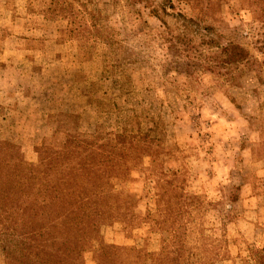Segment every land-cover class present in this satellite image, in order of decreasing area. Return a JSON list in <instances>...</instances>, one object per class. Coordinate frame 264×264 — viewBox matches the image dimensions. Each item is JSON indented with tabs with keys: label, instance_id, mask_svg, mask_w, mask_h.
I'll return each mask as SVG.
<instances>
[{
	"label": "rangeland",
	"instance_id": "rangeland-1",
	"mask_svg": "<svg viewBox=\"0 0 264 264\" xmlns=\"http://www.w3.org/2000/svg\"><path fill=\"white\" fill-rule=\"evenodd\" d=\"M165 10L200 24L192 45ZM205 26L221 47L202 43ZM227 43L249 61L225 63ZM0 144L88 187L69 234L61 211L0 213V264H254L264 0H0ZM83 212L98 226L84 230Z\"/></svg>",
	"mask_w": 264,
	"mask_h": 264
},
{
	"label": "trees",
	"instance_id": "trees-1",
	"mask_svg": "<svg viewBox=\"0 0 264 264\" xmlns=\"http://www.w3.org/2000/svg\"><path fill=\"white\" fill-rule=\"evenodd\" d=\"M154 13H159V11H153ZM164 13L172 19H174L179 26L180 32H178V42L186 45H192L190 42L185 43V39L192 41L190 38L193 35L198 34L199 30H202L200 24H198L194 18H189L181 13L178 14H168L166 10ZM170 31L168 23L157 16ZM198 30V31H197ZM205 34L202 35V43L209 47H221L220 38L222 37L215 28L211 26H205L203 28ZM222 52L225 54L226 58L224 62L227 64H238L242 62H247L250 59V53L242 46L227 43V45L222 46ZM14 146L11 144H0V213L3 214H13L16 209L21 210L22 216H26L30 212H34L35 207H43L47 211V219H50L53 215L55 216L58 211L61 214L56 216L57 219L63 217L61 225L62 230L69 234L73 229L78 226L77 223L74 224L72 216H78L82 211V200L80 194L87 190V186H70L67 182H63L60 176V169L58 163L53 165L52 163H47V158L42 159L38 165H31L26 163L23 159L19 158L18 155L11 151ZM47 150L44 151V154ZM56 159H60L62 152L53 151L51 152ZM53 159V158H52ZM16 170H14V169ZM51 172V173H49ZM39 174L44 175V178H40ZM18 190V192H29L31 196H27L22 202H17L15 199L7 197L8 194ZM41 192V196L39 195ZM13 195V194H12ZM80 199V200H79ZM86 201L89 197L85 198ZM61 215V216H60ZM71 217L67 219L68 217ZM79 223L81 227H85L86 231L91 227H97L98 221L92 220L93 216L83 212V216H79ZM74 225V226H73ZM31 231L35 228L33 226L29 227ZM30 231V232H31ZM82 231V230H81ZM83 240V239H82ZM44 255H53L55 252H48L46 247L41 246ZM38 248V247H36ZM47 251L48 253H46ZM83 251H81L82 254ZM80 254V251L77 252ZM264 254V251L262 252ZM31 258V253L24 254L22 258ZM70 259L78 260V258H71L70 254L67 255L62 261V264H72L69 262ZM14 258H12V261ZM68 260V262H67ZM11 264V262H10ZM80 264V263H79ZM254 264H264V255H258Z\"/></svg>",
	"mask_w": 264,
	"mask_h": 264
}]
</instances>
